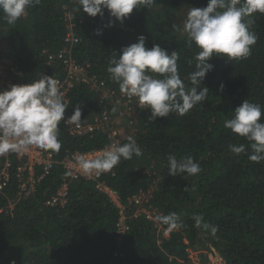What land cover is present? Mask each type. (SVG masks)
<instances>
[{"label":"trees","instance_id":"obj_1","mask_svg":"<svg viewBox=\"0 0 264 264\" xmlns=\"http://www.w3.org/2000/svg\"><path fill=\"white\" fill-rule=\"evenodd\" d=\"M206 5L207 0H155L147 9H133L127 19L114 21L110 28L103 27L110 19L107 10L103 18L89 17L74 11L77 0H40L12 25L0 11V55L14 68L11 84L29 83L42 73L62 80L67 67L59 52L64 48L67 58L84 66L95 82L103 83L102 92H96L78 80L66 94L65 120L79 106L81 121L93 128L76 133L62 120L58 136L62 147L59 152L48 150L57 161L49 173L30 195L19 198L12 176L0 195V264H191L190 248L217 251L223 264H264V161H250L248 142L224 127L244 99L264 110L262 13L252 17L258 38L246 59L226 61L214 55L208 61L214 68L202 81L209 89L206 101L185 115L171 113L155 120L145 107L139 108L132 130L117 136V143L133 137L142 155L121 159L98 176L70 181L66 200L47 204L67 176L60 164L63 157L73 151L100 149L113 139L112 124L105 127L100 121L103 114L115 116L112 107L100 102L101 93L121 92L107 72L112 52L119 54L122 47L144 35L147 47L159 44L179 53L178 72L190 87L189 74L195 70L199 49L189 43L180 22L190 8ZM97 30L102 34L97 35ZM68 33L76 41H66ZM233 144H245V153H232L229 145ZM170 154L178 159L193 157L202 171L195 176H169ZM99 185L116 191L125 206L126 229L121 235L117 234L118 209ZM141 189H151L148 203L159 215L175 212L183 226L165 236L161 230L167 225L135 216L128 199ZM196 214L218 226L215 234L195 227ZM201 256L206 259V254Z\"/></svg>","mask_w":264,"mask_h":264},{"label":"clouds","instance_id":"obj_2","mask_svg":"<svg viewBox=\"0 0 264 264\" xmlns=\"http://www.w3.org/2000/svg\"><path fill=\"white\" fill-rule=\"evenodd\" d=\"M40 0H0V11L9 25L26 15V10L39 4ZM77 12L89 17L103 18L105 10L109 21L103 27L110 28L114 21L123 22L133 9L149 8L155 0H77ZM255 13L264 14V0H207L203 8L192 7L183 22V33L190 44L198 49L195 70L189 74L190 87L178 72L179 53L162 48L159 44L146 46V38L139 35L135 43L124 46L119 54L112 52L107 72L119 84L121 93L135 97L138 105L150 112V117H168L171 113L185 115L197 104L207 100L209 89L202 85L206 74L214 65L208 61L215 55L226 61L246 59L251 46L257 41L252 30ZM114 18V20H113ZM176 31H181L179 27ZM97 35L102 34L97 30ZM191 63V61H189ZM202 86V87H201ZM222 90L224 85L221 84ZM68 105L60 91L59 82L52 75L42 73L36 80L26 84H10L0 90V155L28 151L31 146L59 152L62 144L58 139L59 125L65 120ZM233 116L226 119L224 127L243 137L251 149L248 159L264 161V110L259 104L244 99L233 110ZM79 106L67 117L65 123L78 124L81 121ZM232 153H245L246 145H229ZM142 150L133 137L120 145L113 143L102 149L94 158L80 154L76 158L78 168L84 175H100L111 171L121 159L139 157ZM168 175L195 176L202 171L200 164L191 156L167 158ZM154 219L167 225L169 231L183 226L179 215L171 212L156 215ZM195 227L210 230L215 234L218 226L204 221L202 214L193 216ZM14 264V262H12Z\"/></svg>","mask_w":264,"mask_h":264},{"label":"built area","instance_id":"obj_3","mask_svg":"<svg viewBox=\"0 0 264 264\" xmlns=\"http://www.w3.org/2000/svg\"><path fill=\"white\" fill-rule=\"evenodd\" d=\"M66 41L74 42L76 39L71 33H68ZM66 48L59 52V57L62 59L64 65L67 67V74L62 80H58L60 91L64 95V101L67 102V91L72 87L75 81L81 80L83 82L89 83L92 88H95V91L98 92L103 87V83L99 84L95 82V79H92L88 76L84 66L78 65L74 60L67 58L65 56ZM48 59L52 60V56L48 55ZM11 70H14L10 66ZM98 84V85H97ZM103 90V89H102ZM102 90L100 92H102ZM107 93H101L100 102L103 103L106 99ZM117 98V97H116ZM103 100V101H102ZM103 105V104H102ZM144 107V106H139ZM100 121L103 122L105 127H109V123L112 124V128L109 132L112 141L100 149L88 150V151H73L67 154L60 161V164L63 166L66 177L63 179L56 193L47 201V204H62L67 197L69 182L79 178H89L95 174L88 176L84 175L78 168L76 158L80 154H86L87 158H94L97 154L101 152L102 149L107 146L117 143V136H123L120 134V131L116 126L113 125V119L107 117L105 114L102 115ZM129 121H131L129 116ZM65 125L76 133H83L93 128V125L87 121H80L78 124L65 123ZM114 127V128H113ZM57 163L52 152L48 150L40 149L36 146H31L28 151H20L15 153H5L0 155V195L3 193L4 188L7 186L8 182L15 176L17 181V197L30 195L38 182L49 173L51 168ZM99 188L109 197L110 201L118 209V222H117V234L121 235L126 229L125 220V206L120 201V198L116 191L105 186L99 185ZM151 196V189L148 190H138L137 193L130 196L128 199L130 203L134 205V215H142L146 219L153 222H157L154 217L160 213L152 208L149 202V197ZM13 205L10 204V207Z\"/></svg>","mask_w":264,"mask_h":264},{"label":"rangeland","instance_id":"obj_4","mask_svg":"<svg viewBox=\"0 0 264 264\" xmlns=\"http://www.w3.org/2000/svg\"><path fill=\"white\" fill-rule=\"evenodd\" d=\"M181 20L182 19L179 21ZM180 23L183 24V21ZM10 66V63L6 60V58L0 55V90H5L11 84L13 77L10 74ZM104 104L114 109L115 116L112 118L113 125L118 128L120 134H125L132 130V124L135 121L136 111L141 108L139 107L140 105H138L135 97L129 98L121 92L115 94V92L109 91ZM116 111L119 113L118 115H116ZM129 116L131 121H129ZM161 232L163 235L167 236L170 231L167 227L166 229L161 230ZM202 254H206V259H202ZM188 257L191 264H223V261L217 251H205L203 249L190 248L188 249Z\"/></svg>","mask_w":264,"mask_h":264},{"label":"crops","instance_id":"obj_5","mask_svg":"<svg viewBox=\"0 0 264 264\" xmlns=\"http://www.w3.org/2000/svg\"><path fill=\"white\" fill-rule=\"evenodd\" d=\"M119 113L116 111V115H118Z\"/></svg>","mask_w":264,"mask_h":264}]
</instances>
